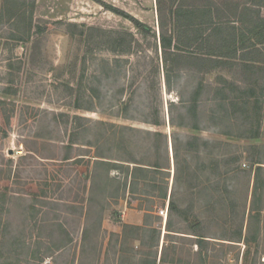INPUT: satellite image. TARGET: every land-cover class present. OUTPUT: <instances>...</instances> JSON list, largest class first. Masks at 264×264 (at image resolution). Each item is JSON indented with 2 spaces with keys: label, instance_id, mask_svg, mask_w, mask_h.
<instances>
[{
  "label": "rangeland",
  "instance_id": "rangeland-1",
  "mask_svg": "<svg viewBox=\"0 0 264 264\" xmlns=\"http://www.w3.org/2000/svg\"><path fill=\"white\" fill-rule=\"evenodd\" d=\"M213 1L220 5L226 0ZM232 1L264 14V0ZM30 2L0 0V101H4L0 104V264H264V211L258 227L251 225L249 231L247 227L254 170L246 157L259 152L264 161V98L260 89L255 86L262 113L258 139L238 136L252 123L257 126L255 120H246L239 112L228 122L231 136L199 132L210 140H227L231 143L228 151L243 153L236 164L240 170L225 181L229 192L223 194L226 199L220 207L217 196H211L212 189L195 192L196 180L188 173L194 175L198 158L181 146L178 173L175 171L171 133L190 130L169 124L171 111L175 116L179 109L170 103L178 102V90L184 88L186 77L171 90L163 83L156 0H35L28 32ZM107 5L154 29L156 38L151 33L144 36L130 19ZM91 27L109 32L91 31ZM118 34L128 40L132 36L133 53L120 56L112 52L120 47L116 42L120 39L115 40ZM258 47L262 53L258 59H264V46ZM115 57L123 59L122 66L115 68ZM105 60L113 63L108 73ZM257 64L264 66V62ZM156 65V78L160 79L156 99L164 119L161 126L143 121L149 100L144 80L152 78ZM248 74L236 66L229 77L246 87ZM212 78L208 76L206 81L212 82ZM262 85L264 80L258 83ZM133 91L135 102L125 110L124 102ZM211 106L204 101L200 109L206 112ZM123 125L158 130L167 136L159 155L160 162L168 159L169 163L163 178L167 197L154 200L152 218L146 211L153 201L148 195L137 199L120 189V195L115 196L125 173L93 163L96 146L89 143L96 137L101 139L97 147L109 160L128 158L119 140L118 128ZM143 136L127 131L124 145L136 157L154 161L155 156L146 153L151 138L143 141L141 150L134 146ZM212 153L214 156L205 155L201 160L210 163L219 152ZM66 157L69 159L64 160ZM76 158L80 159L74 161ZM175 172L174 196L180 207L191 206V216L185 221L173 214L172 230L176 232L170 231L163 239L167 215L164 218L160 210L167 208L168 213ZM94 173L100 186L91 193ZM202 179L209 186L218 181L211 168ZM208 203L215 208L210 209ZM197 221L206 236L201 247L191 234L198 228ZM148 225L156 228L157 242L151 243ZM240 228L242 237L238 238Z\"/></svg>",
  "mask_w": 264,
  "mask_h": 264
},
{
  "label": "trees",
  "instance_id": "trees-1",
  "mask_svg": "<svg viewBox=\"0 0 264 264\" xmlns=\"http://www.w3.org/2000/svg\"><path fill=\"white\" fill-rule=\"evenodd\" d=\"M30 1L31 9L28 15L29 20L26 23L28 32L32 30V9L35 4V0ZM262 1L260 2L262 3ZM156 3L159 26L158 47L163 72V83L166 89L171 90L177 87L181 80L186 77L184 88L178 90V104L170 103L171 106L179 109L175 116L173 115V111H171L169 124L190 130L183 134L177 131L171 133L175 171L178 173V159L181 146L185 153L193 154L198 158L194 175L188 173L189 176H192L196 180V185L193 184V188H196L195 192L199 194L207 189H212L211 196L216 195L217 198L215 200L220 203V207H223L224 200L226 199L223 194L229 192L225 181L232 173L240 170L236 164L242 158L243 153L236 154L228 151L226 147H229L231 143L227 140H210L199 132L208 130L216 134L231 136L228 122L236 112H239L244 119L255 120L257 126L251 121V127H248L246 131L238 136L247 139H258L260 137L258 123L262 113H260V101L259 96L256 95L255 86L260 89L264 98V85L258 86L259 81L264 80V66L257 64L258 62H264L263 58L258 59L259 54H262L258 46H264V14L260 15L259 10L254 9L251 5L248 6L232 0H226L220 5L213 0H201L198 3L189 0H156ZM107 8L130 19L144 36L151 33L150 35L156 38L155 30L148 28L138 19L116 7L107 5ZM247 24L250 26L249 28ZM90 30L98 31L99 33L109 32L96 27H91ZM117 36L118 38H115V40H121H116V42H120L118 44L120 47L113 48L112 52H117L116 54L120 56L133 53L134 49L131 47L132 36L129 40L120 34ZM156 51L157 49H155ZM122 60L120 57L113 59L112 62L115 68L122 66L120 63ZM112 64L109 60L104 61L107 73L111 71ZM236 66L241 68L242 73H249V80L246 81L248 85L246 87L235 83L229 77V74ZM158 72L159 65H156L151 70V74H154L152 78L144 80L145 94L149 100L146 103L148 111L143 121L154 126L164 124V119L160 114L156 99V94L160 88V79L156 78ZM208 76H213L212 82L206 81V77ZM92 90L94 91L95 89L92 88ZM123 91L124 88L119 90L121 93ZM94 93L96 94V92ZM95 96L99 98L98 95ZM204 101L213 104L206 112L200 109ZM134 102L135 91L128 97L126 103L124 102L125 110H128ZM1 103L3 104L4 101H0ZM118 129L120 144L126 150V153L128 152V158L116 159V161L109 160L110 158L97 147L101 139L100 137H96L94 143H89L96 146L93 163L98 168H115L125 173L124 181L115 188V196L120 195V189L123 193L127 190L137 199L143 195H148L153 201L146 207V211L150 214L148 217L152 218L151 212H153L154 200L156 198L167 197V187L166 185L164 186L163 178L165 177L164 174L168 173L166 169L169 168V163L168 159L167 162L163 163L159 159L160 148L162 143L165 144L167 142V136L158 130H142L126 125L120 126ZM127 131L145 136L134 144L138 150L145 148L143 141L147 137L151 138V143L146 149V153L153 154L155 156L154 161L145 159V157H136L134 151H129V148L124 145L127 143ZM210 147L213 148V151L210 150ZM249 147L255 148L256 146L250 145ZM216 149L219 153L212 158L210 163H205L201 160L202 156L205 155L214 156L212 152ZM243 152L246 153V150ZM68 159L69 157L64 158V160ZM78 159L80 158H76L74 161ZM246 159L254 170L247 220L249 231L251 225L259 226L260 218L264 211V161L259 152H256L252 156L249 155ZM110 164L113 167H109ZM208 168H211L212 174L215 173L216 178H218V181L211 186L207 185V178L206 180L202 179L204 172ZM176 172L174 173L171 192L168 198V213L165 221L166 232L163 239L170 235V231H175L172 230L173 214H179L185 221L191 216L188 212L191 206H188L186 209L180 207L174 196ZM95 178L96 174L94 173L89 185L91 193L100 186ZM222 180H224V183L220 185ZM104 190L105 188H103ZM208 207L210 209L215 208L210 203H208ZM196 224L199 229H193L191 234L196 237L197 245L201 247V242L205 240L206 236L199 227V221ZM145 228H148L146 231L150 233L151 243L157 242L158 238L156 240L155 237L156 228L151 225ZM236 236L238 238L242 237L241 228L237 229ZM244 240L247 241L245 237ZM163 253L164 248L162 247L160 257L162 263L165 260Z\"/></svg>",
  "mask_w": 264,
  "mask_h": 264
},
{
  "label": "built area",
  "instance_id": "built-area-1",
  "mask_svg": "<svg viewBox=\"0 0 264 264\" xmlns=\"http://www.w3.org/2000/svg\"><path fill=\"white\" fill-rule=\"evenodd\" d=\"M160 214H161L164 218H166V215H167V208L164 209V210H160Z\"/></svg>",
  "mask_w": 264,
  "mask_h": 264
},
{
  "label": "water",
  "instance_id": "water-1",
  "mask_svg": "<svg viewBox=\"0 0 264 264\" xmlns=\"http://www.w3.org/2000/svg\"><path fill=\"white\" fill-rule=\"evenodd\" d=\"M171 155H172V149H171Z\"/></svg>",
  "mask_w": 264,
  "mask_h": 264
}]
</instances>
